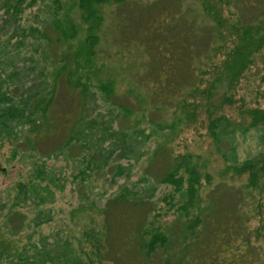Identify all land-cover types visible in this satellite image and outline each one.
<instances>
[{
    "label": "trees",
    "instance_id": "16d2710c",
    "mask_svg": "<svg viewBox=\"0 0 264 264\" xmlns=\"http://www.w3.org/2000/svg\"><path fill=\"white\" fill-rule=\"evenodd\" d=\"M38 2L1 3L8 31L18 36L10 42L1 39L0 32L1 143L4 138L10 143L19 138L34 158L38 142L57 137L60 128L66 132L64 137L45 154L70 148L74 141L70 118L74 115L79 122L83 115L80 105L79 111H67L66 118L60 119L54 109L59 83L69 82L80 71L73 78L81 87L72 88L71 94L87 103L94 100L89 91L93 84L84 81L83 75L97 74L105 64L116 62L130 83L127 93L141 103L134 122L148 120L168 128L164 134L172 137L180 122H199L224 161L220 174L229 177L216 180L209 159L191 151L175 154L164 139L152 156L155 160L159 151L165 152L160 171L147 170L155 182L167 187L164 212L128 186L101 206L81 193L82 199L69 210L72 229L57 225L54 234H45L34 227L51 219L35 221L44 212L38 207L52 199L53 187L62 189L63 185L54 181L55 172L46 170L44 161L35 163L31 176L12 187L14 200L0 218V264H264V150L233 159L234 141L228 140L237 131L252 128L262 129L264 135V107L240 104L249 118L246 121L243 116L233 120L223 108L235 101L228 89L246 78L253 55L264 47V0H50L51 27L26 17ZM126 8L141 9L143 17L135 22L141 20L145 27L137 34L129 33L133 23L123 11ZM71 10L75 14L70 15ZM115 13L124 17L121 24L114 21ZM121 30L129 33L127 39L117 37ZM110 32L115 38L109 42L116 44L118 52L114 53L119 56L108 53L103 59L100 53L110 46L106 45ZM28 35L32 41H27ZM21 45L28 48L25 55L30 61L38 63L30 47L40 51L44 61L39 70L42 86L36 91L32 83L12 80L22 69ZM5 52L12 58L9 65L4 64ZM127 58L135 67L128 69ZM96 82L109 102L114 80ZM12 85L22 87L23 97ZM110 102L126 112L132 110ZM202 112L204 118L199 117ZM225 141L228 149L222 147ZM18 151L13 146L11 156ZM83 179L76 182L82 190ZM220 198L228 205L219 204ZM21 201L36 207L29 225L27 213L15 207ZM169 212L170 218L166 217Z\"/></svg>",
    "mask_w": 264,
    "mask_h": 264
},
{
    "label": "rangeland",
    "instance_id": "374dc122",
    "mask_svg": "<svg viewBox=\"0 0 264 264\" xmlns=\"http://www.w3.org/2000/svg\"><path fill=\"white\" fill-rule=\"evenodd\" d=\"M2 2L3 0H0V32L3 33L1 39L7 41L9 38V41L13 42L18 36H11L10 31H8L7 22L3 21L4 5L1 6ZM47 3H50V0H39L38 3L31 7V12H28L26 15L30 22H42V24L45 23V26L51 27L49 22L50 16L47 14L50 12L47 9ZM140 10L135 9L131 11L128 8L123 10L130 16L128 19L130 23H133V31H129L130 34H137V32L141 31L142 27H145L143 21L139 20L135 22L140 19V16L143 17ZM69 14H75L74 10H71ZM58 15L60 16L59 13ZM115 16L114 21L121 24L124 17L118 16L116 13ZM228 28L227 26V29H224V31H228ZM31 33L35 35L33 31ZM129 33L121 30V32L118 31L119 36L117 37L127 39ZM29 37L32 36L28 35L26 37L27 41H32ZM107 38L108 43L106 45L110 46H107V49L104 48V51L100 53V57L105 59L108 53L112 54V57L119 56L114 53L118 52L115 49L117 47L116 44L109 42L110 38L114 40L115 36H112L110 32L107 34ZM20 48L21 51L18 57L19 61L22 62V69H20L18 76L12 77V80L17 82L24 81L23 83L25 84L32 83V90L36 91L42 86V82H40L41 72L39 70L40 65H43L44 61L41 57V52L34 51L30 47V51L38 59L37 63L36 61H30L28 53L25 55L27 47L21 45ZM33 48L35 47L33 46ZM11 50V48H8L7 51L11 52ZM5 53L7 54V52ZM7 55L4 58V64L6 65L12 59L10 55ZM131 55L134 57L135 52H132ZM222 56L223 54H220V58ZM253 60L254 62L250 63L251 65L247 69L246 78H239L240 80H237L234 87L228 89V93H232L235 101L229 106H223V108L226 114L233 120L242 119V116L245 117L244 121L249 119L248 116L241 112L240 104L264 107V47L253 55ZM130 61L131 58H127V63L130 64L127 65L128 69L135 67L133 65L135 63H130ZM79 72L77 71L76 73ZM86 75L89 77L88 80L86 79ZM86 75H83L82 79L93 84L90 85L89 91L92 93L94 100L82 103V99L84 101V98L78 94H71L72 88L79 89L81 87L79 84H74L73 76L69 82L59 83L54 98V109L57 111L60 119L66 118L64 113L67 111H77V109L79 111L81 105L79 112L83 115L82 120L79 122L75 121L74 115L70 118L71 122L69 126L73 132L72 137L74 140L70 148L57 151V153L45 154L47 151L54 149L56 144L58 146L62 140L61 138L64 137L66 132L60 128H58L57 137H45L44 140L38 142L37 152H39H35L34 158L31 155L33 151L27 150L26 143L20 141L19 138V140L14 141L15 143H10V140L6 138L3 139L2 143L0 142V167H5L6 169L0 170V218L12 205L15 197V190L12 187L16 181L30 177L33 165L42 161L46 165V170L51 169L55 172L54 177L57 179L54 181L63 185L62 189L57 186L53 187L54 185H52L54 188L52 199L38 207L39 209L42 208L44 212L36 217L35 221H38V219L44 220V217L47 216H50L51 219L49 221L42 220L43 222L39 226L34 227H40L41 231L45 234H54L56 228L58 229L59 227L57 225H62L64 228L67 226L68 228L72 227L71 223L68 224L69 210L82 199L81 193H86L90 197H93L97 201V204L101 206L104 200L111 198L121 187L128 186L131 189H135L144 199L156 202L160 211L164 212L166 204L163 195L167 187L162 183L155 182L147 172V170L153 173L160 171L165 152L158 150L159 155L155 160H153L152 156L153 151L157 149L164 139L166 140V144L168 143L169 150L171 149L175 154L191 151L193 153H200L202 157L209 159V169L216 180H219L220 177H229L228 175L222 176L220 174L221 169L224 167V161L215 151L211 138L206 133L205 126L200 125L199 122H190L189 124L180 122L177 125V130L174 129L176 132L173 137L170 134H164L168 128L161 129L155 123L148 120L134 122V118L139 117V106L141 103H139L134 94H132V97L131 94L127 93L130 83L122 74L121 63L109 62L97 74L87 72ZM105 78L114 80V92L109 95L110 101L123 103L130 107L131 111L126 112L118 106L113 105L110 101H105L103 91L96 85L97 79L105 80ZM222 80L225 83L227 82L225 77ZM12 88H14L15 93L21 94L22 97L25 94V92H22V87L15 89V85H12ZM81 103L85 104V111ZM154 116L158 120L161 119L158 117V114ZM199 117L204 118L203 112ZM228 140L234 141V148L231 150L234 152L232 153L233 159H242L259 150H264L262 129L252 128L245 133L237 131ZM222 144V147L227 148L228 144L226 141ZM13 146H18L19 149L18 154L14 157L11 156V148ZM81 177L86 182L83 190L78 188L76 183ZM223 201H225L224 204L228 205L226 199ZM223 201L220 198L218 203L223 204ZM17 206H21L20 208L27 213L26 219L29 217V223L27 224L33 223L29 219L35 213L36 207L29 204L28 201L25 203L21 201L20 204L15 205V207ZM47 210H49L50 214H47ZM171 216V212H169L166 217L170 218ZM15 224H18L17 220H15ZM174 229L176 230L177 228L175 227ZM14 235L16 238L17 234L15 233Z\"/></svg>",
    "mask_w": 264,
    "mask_h": 264
}]
</instances>
